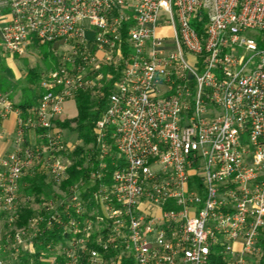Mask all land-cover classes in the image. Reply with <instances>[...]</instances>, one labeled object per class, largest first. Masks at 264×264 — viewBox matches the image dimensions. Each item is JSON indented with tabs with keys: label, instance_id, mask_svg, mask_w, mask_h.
<instances>
[{
	"label": "built area",
	"instance_id": "1",
	"mask_svg": "<svg viewBox=\"0 0 264 264\" xmlns=\"http://www.w3.org/2000/svg\"><path fill=\"white\" fill-rule=\"evenodd\" d=\"M43 43L64 49L37 105L0 91V118L16 114L0 157L8 264H264V0H0V49ZM103 88L86 176L67 184L63 104Z\"/></svg>",
	"mask_w": 264,
	"mask_h": 264
},
{
	"label": "trees",
	"instance_id": "2",
	"mask_svg": "<svg viewBox=\"0 0 264 264\" xmlns=\"http://www.w3.org/2000/svg\"><path fill=\"white\" fill-rule=\"evenodd\" d=\"M6 69L7 67L4 60L0 58V91L8 92L11 99H13L14 93L18 91L19 98L18 101L14 102V106L22 110L37 105L40 97L38 81L42 71L37 67L27 66L26 61L25 74L23 81H21L23 83H20L19 80H12L13 76L11 72L9 70L6 71ZM6 73L8 74V77ZM100 92L102 95H99L98 97H94L90 91H79L75 95L74 101L77 108L76 119L78 121V126L74 130L77 132V137L81 142L73 151L76 159L74 164L71 165L68 170L69 179L66 181L67 184L74 183L86 176L87 166L85 161L87 147L93 143V129L101 111L104 109L107 88H103ZM60 125L65 126L62 123H60ZM81 154H84V156L80 157ZM23 180L28 181L29 183V186L25 189L27 194L34 195L35 201L41 202L43 200L42 195L44 194V189L48 187V185L44 183L42 177H25ZM34 213V210L24 208L20 212V220L17 222V225H23L27 218L32 216ZM5 217V213L0 211V223L6 229L7 226L4 222ZM4 256L5 254L0 252V258L4 260ZM31 257L33 256H25L20 258L17 263L12 264H30ZM33 264L43 263H39L36 259H33ZM210 264H226V262L219 254H214L210 259Z\"/></svg>",
	"mask_w": 264,
	"mask_h": 264
},
{
	"label": "rangeland",
	"instance_id": "3",
	"mask_svg": "<svg viewBox=\"0 0 264 264\" xmlns=\"http://www.w3.org/2000/svg\"><path fill=\"white\" fill-rule=\"evenodd\" d=\"M157 35L170 37V27L165 24L160 25V28L157 29ZM87 37L91 38L90 32H87ZM63 49V47L57 48V46L53 45L52 43L33 44L22 56H15L10 54L8 55V70L12 71L14 74H16V72H19L18 74L21 78L22 76H24L25 62L27 61V66L37 67L42 72H47L48 70H51L55 67L57 63V54H61L63 52ZM186 56L187 58H189V60L193 58V54L189 52H186ZM19 82L21 83V79L19 80ZM76 115L77 108L75 101L74 99L70 98L63 104V116L66 119H64V121L62 122V124H64L65 126H61L64 129V139L68 141L72 146H78L81 142L77 137V132L74 130L78 126ZM5 230L6 229L0 223V236L4 235ZM4 257V264H8V252L5 253ZM14 263H17V261H14Z\"/></svg>",
	"mask_w": 264,
	"mask_h": 264
},
{
	"label": "crops",
	"instance_id": "4",
	"mask_svg": "<svg viewBox=\"0 0 264 264\" xmlns=\"http://www.w3.org/2000/svg\"><path fill=\"white\" fill-rule=\"evenodd\" d=\"M8 55L9 54L7 52H4L3 50L0 49V58L4 60V63L7 67L6 71H8ZM10 72L13 76L12 80L16 81L21 79V81H23L24 76L20 78L18 74L19 72H16V74H14L12 71ZM18 98H19V92L17 91L14 93L13 96L14 100L12 99L13 102L18 101ZM15 132H16V114L14 112L7 114L6 117L0 118V157L6 156L12 150V141L15 136Z\"/></svg>",
	"mask_w": 264,
	"mask_h": 264
}]
</instances>
